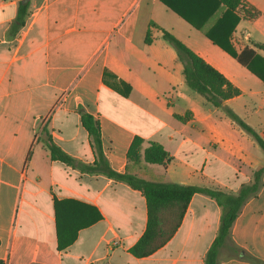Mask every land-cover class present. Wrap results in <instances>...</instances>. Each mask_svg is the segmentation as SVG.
<instances>
[{"label":"crops","instance_id":"crops-1","mask_svg":"<svg viewBox=\"0 0 264 264\" xmlns=\"http://www.w3.org/2000/svg\"><path fill=\"white\" fill-rule=\"evenodd\" d=\"M246 1L260 14L241 15L230 41L238 53L250 46L264 57L254 45L264 44V0ZM18 2L0 0V259L5 264H204L221 219L214 198L195 193L175 234L152 254L137 257L129 248L146 229L143 193L51 159L37 140V127L46 123L66 152L91 163L95 156L81 123L83 110L99 119L104 152L115 170L236 192L264 164L251 155L257 142L188 87L177 51L160 27L241 89L229 105L245 95L246 104L264 102V81L161 0H30L26 22L14 35L9 29ZM225 11L219 5L204 28ZM105 68L131 85L128 96L103 82ZM187 111L192 117L186 121L175 116ZM257 128H264V115ZM135 136L144 139L142 153L154 140L171 160H129ZM54 197L80 200L102 214L62 250ZM231 238L264 264V173L258 193L235 219ZM219 264L259 263L225 252Z\"/></svg>","mask_w":264,"mask_h":264},{"label":"trees","instance_id":"trees-1","mask_svg":"<svg viewBox=\"0 0 264 264\" xmlns=\"http://www.w3.org/2000/svg\"><path fill=\"white\" fill-rule=\"evenodd\" d=\"M185 20L196 28L203 30L207 37L221 48L245 65L251 72L264 81V57L257 53L253 47L245 46L239 53L234 49L230 36L241 18H256L260 11L246 0H161ZM225 5L226 11L209 29L204 25L219 5ZM30 0H19L17 12L9 34L14 35L25 24L29 15ZM237 14H236V13ZM152 25H155L152 23ZM163 37L177 51L183 64V74L186 84L195 92L203 95L215 107H219L236 122L242 129L249 133L264 151V138L242 116H240L227 100L241 94V89L236 86L223 72L209 63L204 57L195 52L171 31L160 27ZM152 41L150 29L147 32L146 42ZM254 45L264 50V44L254 42ZM103 82L120 93L128 96L131 85L118 78L108 68L104 69ZM183 121L192 117L190 111L184 115L175 114ZM81 123L88 131L91 146L94 152V161L85 162L66 152L53 138L51 129L45 123L37 127V140L42 141L49 149L53 160H60L65 164L78 169L81 173L104 174L116 181L127 183L132 188L140 190L146 198L147 224L144 233L129 248L137 257H145L163 246L177 231L180 226L192 196L195 193H204L214 198L221 207L220 225L215 238L209 246L204 259V264H219L223 253L242 256L255 263L263 262L246 253L231 238V228L245 202L256 195L261 188V177L264 173V164L253 170V180L243 184L238 191H225L219 188L198 184H185L175 181L149 180L129 171L115 170L103 148L101 127L99 119L89 112L81 110ZM144 139L135 136L127 157L134 163L145 160L149 163L165 164L171 160L169 151L158 141H149L143 149ZM56 233L58 249L62 250L71 245L81 228L102 218L101 212L93 205L74 198L58 200L54 197ZM0 264H5L0 259Z\"/></svg>","mask_w":264,"mask_h":264},{"label":"rangeland","instance_id":"rangeland-1","mask_svg":"<svg viewBox=\"0 0 264 264\" xmlns=\"http://www.w3.org/2000/svg\"><path fill=\"white\" fill-rule=\"evenodd\" d=\"M253 78H255L256 80V77H253ZM194 94H196V96H198L199 98L204 97L203 95L196 93V92ZM248 99H249L248 95H245L243 98L237 99L236 101L232 102L230 106L240 116H242L247 122L252 124L258 130L260 135L264 138V128H257L260 122L262 121V118L264 115V108L260 107L259 105H264V102H249L248 104H246L245 102L242 101V100H248ZM221 110L225 113L223 109ZM256 148L257 149L254 150L251 153V155L254 157L255 160L258 159L259 161H264V151L260 148L258 144H256Z\"/></svg>","mask_w":264,"mask_h":264}]
</instances>
